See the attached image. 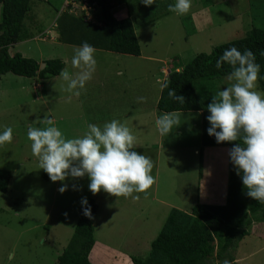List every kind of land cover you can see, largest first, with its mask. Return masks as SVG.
Segmentation results:
<instances>
[{
    "label": "rangeland",
    "instance_id": "obj_1",
    "mask_svg": "<svg viewBox=\"0 0 264 264\" xmlns=\"http://www.w3.org/2000/svg\"><path fill=\"white\" fill-rule=\"evenodd\" d=\"M65 2H34L25 21L33 38L12 46L10 54L20 53L40 66L61 60L69 72L76 71L71 66L76 46L60 42L56 25ZM171 3L174 0L160 4L161 14L150 21L149 13L136 12L135 0L128 1L142 56L95 50L96 70L79 96L65 90L60 76L41 81L11 74L0 78V129H13L11 143L0 145V169L12 174L7 193L0 192V264H57L74 235L82 198L93 199L98 206L95 238L124 256L122 262H115L99 254L94 259L102 260L94 264H128L131 256L147 257L172 208L190 212L197 203L227 204L229 148L210 152L221 168L215 160L213 164L206 160L210 149L201 145L198 113H179V123L170 133L159 135L156 105L160 85L199 53L209 54L220 45L243 39L252 28L264 30V0H191L189 12L182 16L168 11ZM200 84L199 96L209 100L214 95L209 87L218 91L229 82L224 78ZM256 90L261 92L258 80ZM138 97L144 101L138 102ZM45 116L68 139L82 136L89 123L102 126L120 120L136 138L133 150L151 159L154 183L145 192L134 193L137 200L103 191L93 194L87 176L67 178L63 182L67 190L61 193L62 182H52L39 169L26 135L28 126H39L37 118ZM207 176L216 179L214 200L209 199ZM259 225L264 232V225ZM256 227L251 228L253 235ZM252 234L232 251L233 258L242 259L239 264H264V240Z\"/></svg>",
    "mask_w": 264,
    "mask_h": 264
},
{
    "label": "trees",
    "instance_id": "obj_2",
    "mask_svg": "<svg viewBox=\"0 0 264 264\" xmlns=\"http://www.w3.org/2000/svg\"><path fill=\"white\" fill-rule=\"evenodd\" d=\"M49 0H0V78L7 74L23 78H35L38 81L48 77L60 76L65 69L61 60L45 61L46 67L40 70V64L20 53L10 54V48L19 42L32 39L29 27L25 24L34 2ZM129 0H75L81 6L92 9L95 23L84 20L83 15L75 16L69 13L73 7L71 0H66L68 6L57 19V29L60 42L79 46L87 42L94 49L116 54L140 56L141 47L135 33L132 17L127 8ZM167 0H157L152 6L143 5L135 0L139 14L149 13L148 20L152 21L161 14L157 7ZM68 8V9H67ZM84 14V13H83ZM145 19L144 22L147 20ZM236 47L243 52L250 49L260 65L258 83L261 93H264V30L252 28L243 39L226 43L214 48L211 53H199L186 64L179 73L172 74L167 80L168 88L161 91L156 108L159 114L176 111L178 113L202 112V147H228L234 143H217L209 136L210 126L206 117L209 113L206 105L209 100L199 96L197 88L200 83L224 79L231 72V67L222 63L221 68L215 67L217 59L227 48ZM204 81V82H201ZM211 85V84H209ZM200 88V89H201ZM185 98L180 104L168 96V90ZM209 89L215 94L217 91ZM11 172L0 169V192L7 193L11 181ZM202 176V175H201ZM200 176V177H201ZM240 176L236 174L229 159V181L227 204L223 206L197 203L190 212L172 208L160 228L156 239L151 244L147 257L131 256L132 264H239L231 256L237 244L249 237L252 226L264 223V204L246 195ZM91 218L83 214L79 216L74 235L69 244L57 259V264H93L89 254L96 239L94 224L97 220L98 206L89 199ZM217 261V262H215Z\"/></svg>",
    "mask_w": 264,
    "mask_h": 264
},
{
    "label": "clouds",
    "instance_id": "obj_3",
    "mask_svg": "<svg viewBox=\"0 0 264 264\" xmlns=\"http://www.w3.org/2000/svg\"><path fill=\"white\" fill-rule=\"evenodd\" d=\"M140 2L145 6L157 4V0ZM190 8L191 0H174L168 5V11L178 16L187 14ZM94 53V47L87 42L74 47L71 66L76 71L62 69L59 73L67 92L79 96L91 81L96 70ZM259 55L264 57V50ZM222 63L231 67L226 77L229 84L218 90L206 105L210 125L207 133L217 143L241 141L230 149V162L247 189L246 195L264 204V93L256 90L260 65L250 49L241 52L236 47L225 49L215 67L220 69ZM165 88L167 83L160 85L161 91ZM168 96L185 103V98L173 89L168 90ZM137 100L143 102L144 98ZM179 115L176 111L161 113L155 121L158 134L168 135L179 123ZM37 120L39 126L29 125L26 133L31 153L52 182H62L61 193L67 190V184L63 183L67 178L87 176L88 189L93 194L103 191L117 198L137 200L139 196L134 193H143L154 183L151 159L133 150L136 138L120 120L112 119L102 126L89 123L82 136L71 139L65 138L47 116ZM12 138L11 127L0 129V145L11 143ZM81 205L83 214L91 218L86 198H82Z\"/></svg>",
    "mask_w": 264,
    "mask_h": 264
},
{
    "label": "crops",
    "instance_id": "obj_4",
    "mask_svg": "<svg viewBox=\"0 0 264 264\" xmlns=\"http://www.w3.org/2000/svg\"><path fill=\"white\" fill-rule=\"evenodd\" d=\"M66 45H68V44H66ZM70 46H74V45H70ZM77 47V46H76ZM95 50H97V49H95ZM101 51V50H100ZM116 54V53H115ZM142 56V54L140 55V56H136V57H141ZM65 63V62H64ZM65 67H66V65H65ZM182 68V67H181ZM163 71H164V69H162ZM161 71V70H160ZM179 73V72H178ZM36 81H37V79H36ZM37 85H39V84H37ZM214 89H215V87H214ZM211 102V100H209V103ZM194 113H198L200 116H201V119H202V112H194ZM159 114V113H158ZM203 126V125H202ZM202 126H201V130H202ZM199 148V147H198ZM198 148L197 149H195V153H196V155H200V152H199V150H198ZM206 148V147H205ZM221 147H208V149H210V150H208V152H207V161L208 160H210V163H212L213 164V160H215L214 158H212L210 155H213L212 153H210V152H215V153H218V151H219V149H220ZM223 148H227V147H223ZM215 149V150H214ZM229 153V152H228ZM228 155V154H227ZM203 156V155H202ZM228 157H229V155H228ZM213 159V160H212ZM217 161L215 160L214 161V163H216ZM210 163H208L207 162V165L208 164H210ZM217 163H219V162H217ZM220 165H216L218 168H221V163H219ZM211 165V164H210ZM229 165V164H228ZM226 166H227V162H226ZM201 176V175H200ZM208 177V179H206L207 181H209L211 184L209 185V188H211V189H209L208 190V187H207V191H209L208 192V194H209V199L210 200H214V199H216V197H217V191L218 190H216V189H212V187L214 186V187H216V179H209V176H207ZM203 179V174H202V176L200 177V179H199V182L201 181ZM229 180V179H228ZM228 180H227V182H226V184L228 185ZM203 188V190H204V188H205V186H203L202 187ZM177 209V208H176ZM183 211V210H182ZM185 212H187V211H185ZM260 224H263L264 225V223H260ZM258 225L259 224H256V232L254 233V235L253 236H256V237H258V238H260V239H263L264 240V232L263 231H260L259 229L261 228L260 226H262V225H259V227H258ZM256 233H258L259 235H257ZM96 239V238H95ZM99 254H101V256H102V258H104L105 256L107 257V258H109V259H114L115 260V262H122L121 261V259L123 258L124 259V256L123 255H120L118 252H116V251H114V250H112V249H109V248H107V247H105V246H103V243L102 242H100L99 240H97L96 239V242H95V245H94V247H93V249L91 250V252H90V254H89V259H90V261H91V259H92V263L94 264V262H98V261H101L102 259L101 258H99V260H96V259H94V256L95 257H98L99 256ZM125 258H126V256H125ZM242 259H239V258H235V262L236 263H238L239 261H241ZM125 262V261H124ZM215 262H217V261H215ZM128 264H132V262H127Z\"/></svg>",
    "mask_w": 264,
    "mask_h": 264
},
{
    "label": "built area",
    "instance_id": "obj_5",
    "mask_svg": "<svg viewBox=\"0 0 264 264\" xmlns=\"http://www.w3.org/2000/svg\"><path fill=\"white\" fill-rule=\"evenodd\" d=\"M71 1L73 2V7L69 9V13L74 14L75 16L83 15L84 20H86L87 22L95 23V20L91 14L93 8L92 9L88 8L86 2L84 3V5L81 6L80 4L74 2L75 0H71ZM67 6L68 3L65 5V8Z\"/></svg>",
    "mask_w": 264,
    "mask_h": 264
},
{
    "label": "water",
    "instance_id": "obj_6",
    "mask_svg": "<svg viewBox=\"0 0 264 264\" xmlns=\"http://www.w3.org/2000/svg\"><path fill=\"white\" fill-rule=\"evenodd\" d=\"M45 67H46L45 64L41 65V66H40V70H43Z\"/></svg>",
    "mask_w": 264,
    "mask_h": 264
}]
</instances>
